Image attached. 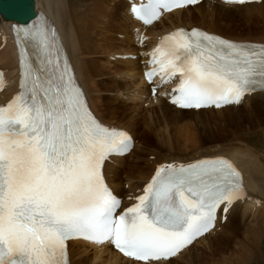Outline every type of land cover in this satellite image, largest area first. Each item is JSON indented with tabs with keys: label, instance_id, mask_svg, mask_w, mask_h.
<instances>
[{
	"label": "snow or ice",
	"instance_id": "1",
	"mask_svg": "<svg viewBox=\"0 0 264 264\" xmlns=\"http://www.w3.org/2000/svg\"><path fill=\"white\" fill-rule=\"evenodd\" d=\"M172 6L182 5L150 0L133 11L151 23L161 7ZM23 39L36 42L38 66L21 51L22 90L0 107V264H64L65 241L79 236L114 242L137 260L159 261L207 231L220 203L238 198V174L224 159L168 165L139 203L117 216L120 201L104 183L102 162L126 150L130 138L93 118L43 25L26 28ZM164 40L154 63L162 80L180 75L172 103L181 107L239 103L264 80V45L197 30Z\"/></svg>",
	"mask_w": 264,
	"mask_h": 264
},
{
	"label": "bare ground",
	"instance_id": "2",
	"mask_svg": "<svg viewBox=\"0 0 264 264\" xmlns=\"http://www.w3.org/2000/svg\"><path fill=\"white\" fill-rule=\"evenodd\" d=\"M75 1L70 4L68 0H35L34 9L36 12H40L54 29L58 37L55 43L61 47L67 61H70L71 74L75 76L79 88L83 89L84 92H82L87 98L89 108L97 117L95 119L102 123L115 124L118 127L128 129L135 136L136 129L133 131L130 125L134 123V116L138 108H141V105L145 103L147 105L144 110L145 118L142 123L144 127L142 135L146 141L144 145L147 147L142 154L143 158L141 161L138 158H134L131 161L128 160V157L133 152L134 154L136 153L138 145H135L136 147H134L129 156L113 157L111 164L106 163L103 170L109 181L110 188L114 190L115 194L123 196L135 190H137L136 196L141 193L142 187L137 181L129 190L120 188L119 182H117L118 174L114 171V169L118 170L120 167L125 169L122 173L128 175L129 180L148 181L160 161L188 162L202 157H223L229 160L242 173L244 191L248 195L247 200L244 198L234 203L236 207L234 205V208L227 213V216L230 219L231 216L239 214L241 220H243L247 211H253L252 220L254 224L247 223V235L245 236L246 238L249 237L248 239L251 238L252 243L250 245L253 251H260V243L264 240L260 242L259 236L264 239V221L262 224H257L255 219L259 214L264 218V156L259 152L255 144L238 137L218 141L214 140V135L209 136L214 142L207 143L202 139V136L197 137L194 133L181 130L175 135L183 138L182 150L191 149L195 152L191 155H171V157L163 159L161 150L172 148V144L166 141V143L160 142V146H156V143L159 142H153L155 139L151 141L150 137L152 135L150 136L149 134L151 129H156L157 126L166 128L170 123L177 125L181 117H184L182 119L183 122L187 120V122H191L190 125L182 124L181 128L185 127L187 129L189 126H195V121L200 120L199 122H201L202 118L200 117L209 118L213 114L216 116V114L222 115L228 112L230 114V112L234 113L233 111H237L239 108H224L220 110H182L176 108L168 104L164 98H151L149 96V87L143 81V70L153 68L149 63L155 57H158L154 56V54L160 45L159 40L166 41L164 40L165 37L189 27L203 29L208 33H215L231 40L264 44V0H255L244 5H227L217 0H208L195 7L163 15L162 18L149 27L139 24L132 18L127 0V2L125 0H79L78 3H75ZM12 23L3 21L0 18V70L5 75L3 84L0 86V103L8 102L12 95L19 90L18 50L13 41ZM139 40L142 45L137 48L134 47L133 44H139ZM143 42H146L145 45H143ZM138 50L140 51L139 54ZM98 55L100 57L106 56L107 58L111 56L113 60L108 61V64H106L97 59L99 58ZM119 56H122V58L124 56V61L115 59ZM136 59L137 61H131ZM104 74L127 77L125 80L130 79L128 76H141V81L135 85L132 82L125 81V83H122L112 79L113 83L111 86L103 87L99 77L104 76ZM144 88H146V99L148 100L146 102L141 101L144 97ZM108 91L116 93L115 96L117 97L123 93V96L127 97V99L133 95L136 98L135 104L132 105L133 108H128L129 110H127L125 106L128 105L126 104L117 106L116 101L115 103L109 102ZM254 97L264 102V90L257 92ZM260 105L264 107V103ZM128 115H131V117L129 118ZM107 117H111L116 121L111 122L112 120H107ZM125 120L127 121L125 122ZM157 135L155 133V136ZM211 143L213 145L204 148L200 147ZM198 148H200L199 151H196ZM145 156L152 157V161L145 160ZM221 210L218 212V222L215 224L217 228H214L215 232H211L209 238L197 241L170 261L156 264H177V262H183L185 257L189 256L198 246H204L210 240H214L217 233L221 230V228L218 229L221 226L219 222ZM213 236L215 237L212 239L211 237ZM72 244H77V246L70 250V264H137L122 258L118 253L104 246L101 247V250L89 251L85 248V246H89L88 244H81V242ZM252 256L251 251L244 254V257L247 258L246 261L243 257H239L237 264L249 263Z\"/></svg>",
	"mask_w": 264,
	"mask_h": 264
},
{
	"label": "rangeland",
	"instance_id": "3",
	"mask_svg": "<svg viewBox=\"0 0 264 264\" xmlns=\"http://www.w3.org/2000/svg\"><path fill=\"white\" fill-rule=\"evenodd\" d=\"M68 1L70 4L74 3V0H68ZM78 1L79 0H76L75 3L76 2L78 3ZM239 28H243V27H239ZM115 59L124 61L123 59H119V57ZM110 60H113V57L109 56L108 61ZM131 61H137V59L131 60ZM117 77L122 79V83L123 82L125 83V81H128V82H132L135 85H137V83L141 81V76L140 77L139 76H128L130 77V79L128 80H125L127 77H124V76H117ZM99 79H100L101 86L103 87L104 86L108 87L109 85L110 86L112 85V84H108L109 80L107 78V74H104V76H100ZM144 89H145L144 95H143L144 97L142 100L140 99L142 102L148 101L146 99V88ZM120 95L121 97H119ZM123 95L124 94L122 93V94H119L118 97L115 96L117 97V99H111L108 94V101L111 103H115L116 101L117 106L124 105L125 103L123 102V100H127V97H124ZM118 98H121L122 101H119ZM261 103H264V102L258 100L257 104H252L251 106L241 105L238 107L239 110L233 111L234 113L230 112V114H232L231 116L230 114H228L229 113L228 112L227 114L223 113L222 115L216 114V116H214L215 114H213V116H209V118H206L205 116L200 117L202 118L201 122H199L200 120L195 121V126H189L187 127V129L185 127L182 129L181 128V126H183L182 124L185 123V124L190 125L191 122H187L188 120L183 122L182 119L184 117H181L180 118L181 120H179L177 125L170 123L166 128L165 127L163 128L162 126H157L156 129L152 128L151 131L149 132L150 136L152 135L150 137L151 138L150 140L153 141L155 139L153 142L158 141L159 143H156L157 144L156 146L158 145L160 146V142L166 143V141L172 144V148L170 149L166 148V149L161 150V156L163 157V159L165 157H171V155H191L193 152H195V151H192L191 149L182 150L181 145L183 144L182 142L183 138H180L177 135H175L177 132L181 130H183V132L188 131L190 133H194L197 137L202 136L203 137L202 139L205 140L207 143L214 142L213 140L209 138V136H212V135L215 136L214 140H218V141H221L226 138L227 139L233 138V137H238L240 139L249 140L250 142L255 144L256 148L264 156V135H263L264 133V114H263L264 107L260 105ZM125 107L127 108V110H129L127 106ZM146 108L147 107L145 106L143 107V105H141V108H138L134 116V123H131L132 125H130L133 131L136 129L135 132L137 135L135 134V136L139 138L138 142L141 143V145H144L146 143L142 135V131H144V127L142 123H143V119L145 118L144 110ZM128 117L130 118L131 115H128ZM106 119L110 121L112 120L111 122L116 121L115 119L111 117H107ZM126 121L127 120H125V122ZM153 121H156V120H153ZM121 122L125 124L124 121H121ZM125 125H128V124H125ZM155 133H157L158 135L155 136ZM200 147L204 148L207 146L201 145ZM199 149L200 148H198L196 151H199ZM124 170L125 169H122L121 167L118 170L114 169L116 174H118V179H117L118 181L120 180L119 179L120 175ZM237 215L238 214H235L233 217L231 216L232 218L230 217V219L227 216L228 219L226 220V223L220 226L221 230L217 233V236L214 240H210L204 246L202 245L198 246L195 250H193L189 254V256L185 257V260L183 262L180 261V262H177V264H231V263L237 264L239 257H243L246 261L247 258L244 257V254L249 253L250 251L252 252L253 256L250 258V261L247 264H264V241H262L264 239L261 236H259V238L261 239L260 242L262 241L260 243L261 244L260 251H257V250L253 251L252 246L250 245L252 243L251 238L248 239L249 237L246 238L245 236L247 235V230H246L247 224L246 225L243 224L241 220V216L240 215L237 216ZM257 217L255 219V223L257 221V224H262V222L264 221V218L260 214L259 216L257 215ZM250 224H254V221L252 220ZM214 237L215 236L211 238L213 239Z\"/></svg>",
	"mask_w": 264,
	"mask_h": 264
},
{
	"label": "water",
	"instance_id": "4",
	"mask_svg": "<svg viewBox=\"0 0 264 264\" xmlns=\"http://www.w3.org/2000/svg\"><path fill=\"white\" fill-rule=\"evenodd\" d=\"M0 13L13 14V18L24 22L34 14L33 2L32 0H0ZM24 16L26 18H23Z\"/></svg>",
	"mask_w": 264,
	"mask_h": 264
}]
</instances>
